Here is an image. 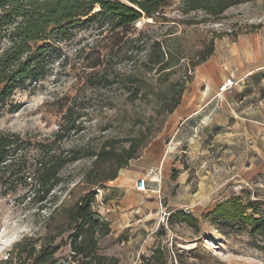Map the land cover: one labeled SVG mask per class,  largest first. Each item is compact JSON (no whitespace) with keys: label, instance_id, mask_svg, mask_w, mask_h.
I'll return each mask as SVG.
<instances>
[{"label":"rangeland","instance_id":"rangeland-1","mask_svg":"<svg viewBox=\"0 0 264 264\" xmlns=\"http://www.w3.org/2000/svg\"><path fill=\"white\" fill-rule=\"evenodd\" d=\"M182 2L167 0L158 23L142 18L133 26L136 32L145 31L144 42L161 43L171 64L169 69L147 71L146 51L135 53L131 60L110 59L106 52L114 40L94 25L80 29L73 40L61 42L49 74L15 93L12 102L19 105L15 112L7 106L0 114V132L19 133L33 144L53 141L66 126L67 114L69 129L61 132L59 146L64 152L81 153L80 159L65 165L61 183L43 201L25 187L0 189V263L17 243L29 239L27 248L33 243L37 250L42 245L58 248L52 264H77L70 246L73 230L68 211L96 192L94 211L98 215V202L117 171L110 165L96 164L92 154L106 146H128V140L148 128L151 142L169 115L171 94L193 77L198 67L194 65L213 38L216 43L227 36L238 38L264 30V0L235 5L220 17L204 11L184 14ZM98 62L102 65L95 72L101 73L90 76L94 69L88 67ZM106 65L123 74L137 75L139 95H132L137 85L99 84ZM107 72L112 73V69ZM204 148L195 150L192 159H183L190 169L186 188L177 186L168 196L159 198L171 215L192 214L198 219L197 226L171 218L166 226L160 220L149 221L141 232L156 233L151 253L142 256V262L160 248L164 257L159 264H264V160L258 159L254 169L243 172L252 168L243 157H238L241 164L234 170L232 162L236 159L232 161L229 151ZM100 178L109 180L96 185ZM232 197L253 206L247 215L255 214L254 221L228 222L209 215ZM104 246L102 238V254Z\"/></svg>","mask_w":264,"mask_h":264},{"label":"trees","instance_id":"trees-1","mask_svg":"<svg viewBox=\"0 0 264 264\" xmlns=\"http://www.w3.org/2000/svg\"><path fill=\"white\" fill-rule=\"evenodd\" d=\"M249 1L254 0H183L182 12L189 14L204 11L208 16L220 17L229 8ZM166 6L167 0H0V114L7 106L10 112H15L19 108L17 103L12 102L15 93L27 87L30 82L44 79L49 74L53 55L60 49L61 42L73 40L80 29L94 25L114 40L106 52L110 59L124 57L131 60L146 51L147 71L156 69L163 72L169 69L171 64L161 43L144 42L145 31L136 32L133 29L134 24L142 18L158 23ZM5 42L7 44L4 46ZM143 45L146 50H143ZM214 50L213 38L194 66L205 62ZM100 65L102 63L98 62L88 67L94 69L89 75L101 73L95 72ZM109 68L112 73L107 72ZM102 72L104 77L99 80V84L118 83L124 87L137 85L132 95H139L141 89L137 75L117 72L108 65ZM110 77H113L112 80ZM190 80H186L179 90L171 94L169 115L180 104ZM92 85L97 86L94 83ZM65 120L66 126L62 128V133L69 129L70 119L67 121V114ZM61 132L49 143L35 144L19 133L0 132V189L15 191L25 187L43 201L61 183V172L65 165L81 158L79 150H61ZM151 133V128H148L128 140V146H106L92 156L96 158V164H107L117 169L110 178L113 180L122 168L137 158L151 139ZM173 177L176 178V175ZM108 180L100 178L96 185H102ZM95 193L92 192L68 211V222L73 230L70 235L73 259L77 264H120L118 258L100 253L99 241L110 234L111 228L106 220L96 219L100 217L94 211ZM249 210H253L252 205H244L240 198L232 197L218 204L209 215L228 222L254 221L255 214L247 215ZM170 218L194 227L198 223L192 214L184 212L172 214ZM28 240L17 243L9 257L0 264H27L29 261L33 264L53 263L58 248L42 245L37 250L35 243L27 248ZM163 257L162 250L157 248L149 258H143V264L162 263Z\"/></svg>","mask_w":264,"mask_h":264},{"label":"crops","instance_id":"crops-1","mask_svg":"<svg viewBox=\"0 0 264 264\" xmlns=\"http://www.w3.org/2000/svg\"><path fill=\"white\" fill-rule=\"evenodd\" d=\"M227 78L236 85L219 96ZM204 147L229 151L232 161L236 159L234 170L243 157L252 166L243 172L264 160V30L217 40L214 53L196 68L158 135L106 185L98 202V216L111 228L103 237L105 255L120 264H143L156 232L142 229L160 220L161 204L168 209L160 197L177 186L186 188L190 169L183 159ZM140 180L145 191L137 189Z\"/></svg>","mask_w":264,"mask_h":264},{"label":"built area","instance_id":"built-area-1","mask_svg":"<svg viewBox=\"0 0 264 264\" xmlns=\"http://www.w3.org/2000/svg\"><path fill=\"white\" fill-rule=\"evenodd\" d=\"M236 85V82L232 78H227L225 82L219 87L218 95H222L229 90H231ZM137 189L140 191L146 190V184L144 180H140L137 183ZM171 217V212L164 207L162 204L160 205V223L164 226H166L169 222V219Z\"/></svg>","mask_w":264,"mask_h":264}]
</instances>
